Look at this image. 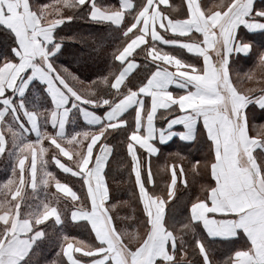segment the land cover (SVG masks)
Wrapping results in <instances>:
<instances>
[{
    "label": "snow or ice",
    "instance_id": "6c2138e0",
    "mask_svg": "<svg viewBox=\"0 0 264 264\" xmlns=\"http://www.w3.org/2000/svg\"><path fill=\"white\" fill-rule=\"evenodd\" d=\"M168 4L0 0V28L12 37L0 51V156L12 162L0 182V264H38L34 257L46 243L57 250L44 264H264V125L254 127L250 116L264 111V45L245 40L241 30L264 31V4L186 0L182 16L173 15L178 6L161 7ZM81 13L120 41L107 74L90 81L58 62L65 40L83 42L58 31ZM141 55L147 72L136 83L129 77ZM247 56L254 65L241 74L236 58ZM77 115L85 126L68 131ZM176 135L202 137L207 147L203 160L190 163L194 182L201 173L208 182L180 218L177 169L189 188L183 164L161 167L171 171L166 194L146 186L155 185L156 141ZM116 136L124 137L130 157L143 231L121 226V202L110 195L105 169L113 155L109 137ZM50 163L78 178L79 191L57 178ZM41 190L43 198L36 195ZM70 222L87 229L88 238L70 235ZM215 243L232 247L217 258Z\"/></svg>",
    "mask_w": 264,
    "mask_h": 264
},
{
    "label": "trees",
    "instance_id": "16d2710c",
    "mask_svg": "<svg viewBox=\"0 0 264 264\" xmlns=\"http://www.w3.org/2000/svg\"><path fill=\"white\" fill-rule=\"evenodd\" d=\"M39 4H51L52 0H37ZM83 16V18H81ZM63 37H80L83 42L79 40H65L64 46L61 49L63 55L60 56L59 63L68 67L72 72L76 73L81 80L90 81L95 79L98 75H106L109 66L112 65L111 52L115 50L120 43L115 37L118 33H113L107 25L94 23L86 18L83 13L78 14L77 17L66 24L61 25L58 29ZM12 44V37L0 28V51ZM99 46V47H98ZM116 68L118 70V62ZM36 95L37 101L40 99ZM47 106V105H45ZM85 126L77 115L75 124L69 123V131L75 127L76 130ZM109 142L113 144V155L109 158V165L106 169L107 178L109 179L110 195L116 200L120 201L118 208L119 217L121 218V226L128 228L130 231L139 229L143 231V213L141 203L138 202V194L135 193V185L130 179V157L127 154L126 145L123 136L109 137ZM163 155L159 162H152V166L161 167L165 164L169 166L177 163L183 164L185 168V175L189 181V188L185 189L182 180L177 182L176 195L174 202L176 204L177 218L186 215L184 208L192 198L193 193H198L200 185L204 181V174L201 173L195 177L191 171V163L195 160H203L206 157L207 147L204 140H199L195 145H186L179 143L172 147L163 148ZM173 152H176L173 154ZM179 154V156H177ZM179 157H183L181 160ZM9 160V159H8ZM191 162V163H190ZM4 165V166H3ZM12 162L0 163V182L5 181L11 174ZM157 172L155 181L156 187H150L152 192L157 194L164 192L166 194V185L169 183V175L166 171ZM157 171V169H156ZM127 201V203H123ZM67 203L69 207L71 204ZM51 224V221L48 222ZM59 226H57L58 228ZM67 232L74 236H86L88 232L85 229L75 226V223L70 222L67 225ZM214 247L217 251V258H221L226 252L227 248L221 243H215ZM57 249L51 244H43L38 250V256L34 259L38 264H44L54 258V253ZM226 250V251H225ZM196 259H199L196 257Z\"/></svg>",
    "mask_w": 264,
    "mask_h": 264
},
{
    "label": "crops",
    "instance_id": "0c3cea01",
    "mask_svg": "<svg viewBox=\"0 0 264 264\" xmlns=\"http://www.w3.org/2000/svg\"><path fill=\"white\" fill-rule=\"evenodd\" d=\"M31 2H33L35 4H39L37 0H31ZM99 2L103 3L105 5H108V4H118L119 0H99ZM200 2L202 5L206 4L208 7H213L214 5H218L220 3V0H200ZM257 3L258 4H264V0H257ZM41 4H47V2L41 3ZM173 5L179 7V12L173 13V15H181L182 16V13L184 12V10L186 8V0H169L168 5H162L161 7L162 8H168L170 10L171 6H173ZM241 30H242V33L244 35L245 40L252 41L257 47L264 45V31L249 32L248 29L244 28L243 26H241ZM141 47H143V46H141ZM137 51H139V49H137ZM166 51H172L173 54H178L182 58H184L185 60H188V61H194L196 59L195 54L187 53L186 50L166 48ZM136 59H137L138 63L141 65V67L134 70L133 73L130 75L129 79L131 80V79L135 78V82L139 83V81L145 77L147 69L143 67V65L145 64L143 55L136 57ZM254 60H255L254 56L237 57L236 58V62H237L236 69H237V71L240 72L241 74H243L248 69L253 67ZM200 62H202V58H201ZM242 86L243 87H249L250 83H243ZM250 116H251V120L254 123V127H259L260 125H264V111L257 108L250 114ZM80 119L83 123H85L83 121L82 117H80ZM157 126L158 127L165 126V122L157 121ZM67 129L69 131V125L67 126ZM174 130L175 131H182L183 126H175ZM49 131H52V129L49 128ZM199 140H203V138L201 137V138H198V139L193 140V141H183L178 135H176V136L171 137L165 143H160V142L156 141L157 147L160 148V152L158 155L153 156L152 162H159L160 158L163 155V151H164L163 148H166L169 146L172 147V146L178 145L179 143H183V144L185 143L186 145H195ZM45 143H47V142H45ZM139 151H142V150H139ZM175 153L176 152H173V154H175ZM206 156H207V150H206ZM63 159L65 162L71 163L70 161H68L67 158H63ZM8 161L9 160H8L7 156H0V163L5 164ZM175 164L177 165V163H175ZM179 165L180 164H178V166ZM152 168H153V174H154L153 179L155 181V177H157V172L158 173L160 172L159 171L160 168L155 167V166H152ZM106 169H107V167H106ZM106 169H105V172H106ZM156 169H157V171H156ZM49 170L52 171L57 176V178L61 179L63 182L69 183L70 186H73L74 189L79 191L80 184H79L78 178L71 176V174L63 173L61 170H59L52 163H50V165H49ZM166 174H168L169 178H170V176H171L170 168L168 171H166ZM203 174H204V181L201 183V185L208 182L206 173H203ZM177 176H178L177 182L181 181L178 169H177ZM130 179L132 180V182L134 184V174L130 175ZM106 180H107V182H109V179L107 178V174H106ZM169 183H170V179H169ZM108 186H109V184H108ZM146 186L148 187L149 191L152 192L150 190V187H156L157 183L155 181V185H146ZM26 191L31 195V189L30 188L26 189ZM49 191H55L54 186L52 188H50ZM135 193H136V195L138 194V189H136V188H135ZM161 193H164V192H161ZM36 195L40 198H43V196H44L43 190L37 192ZM63 201L69 202L71 204L70 200H62V204H63ZM141 208H142V204H141ZM85 230L88 232L87 229H85ZM76 237L78 239H87L88 238L87 235L86 236L79 235ZM223 246H225L227 248L226 249L227 251H228V249H230L232 247L231 245H227V244H223Z\"/></svg>",
    "mask_w": 264,
    "mask_h": 264
}]
</instances>
